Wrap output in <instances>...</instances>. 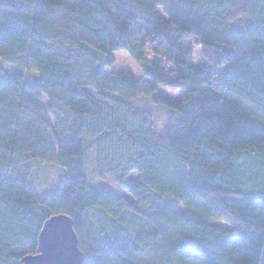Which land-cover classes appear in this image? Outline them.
<instances>
[{
  "label": "trees",
  "instance_id": "16d2710c",
  "mask_svg": "<svg viewBox=\"0 0 264 264\" xmlns=\"http://www.w3.org/2000/svg\"><path fill=\"white\" fill-rule=\"evenodd\" d=\"M117 51L139 78L102 73ZM162 86L164 135L134 110ZM89 148L131 201L90 184ZM34 162L63 172L44 198ZM59 214L83 264H264V0H0V264Z\"/></svg>",
  "mask_w": 264,
  "mask_h": 264
},
{
  "label": "rangeland",
  "instance_id": "374dc122",
  "mask_svg": "<svg viewBox=\"0 0 264 264\" xmlns=\"http://www.w3.org/2000/svg\"><path fill=\"white\" fill-rule=\"evenodd\" d=\"M5 1V0H3ZM15 2L16 0H8ZM161 16L163 13L159 10ZM183 45L191 50V63L196 66H200L203 62V55L201 54V46L199 40L195 37L191 39H186L182 42ZM114 59V63L110 66L102 69L104 75L111 73H118L120 71L130 72L134 77L139 78L142 75V69L140 64L130 56L126 51H117L111 55ZM25 79L27 82L34 81L36 74L34 72L25 73ZM157 91L150 97H141L135 101L134 110L141 111L144 110L150 114V127L154 129L158 134L164 135V132L168 127L178 119L177 113L167 109L156 103L155 100L158 98H164L169 101H178L181 91L179 89H171L167 87H158ZM86 170L88 181L90 184L99 190L113 191L119 196L126 198L131 201V197L125 190H121L113 180L108 178H100L98 176V170L95 168L94 153L91 148L88 149L86 153ZM32 175L30 178V184L33 190L38 194L40 198L46 197L57 187L59 181L63 176V172L54 165L39 164L34 162L32 164ZM131 179H136V173L130 175ZM216 225L222 228H230L229 224L226 222H216Z\"/></svg>",
  "mask_w": 264,
  "mask_h": 264
},
{
  "label": "water",
  "instance_id": "95a60500",
  "mask_svg": "<svg viewBox=\"0 0 264 264\" xmlns=\"http://www.w3.org/2000/svg\"><path fill=\"white\" fill-rule=\"evenodd\" d=\"M37 238L36 254L24 257L22 264H83L72 219L68 216L59 214L49 218Z\"/></svg>",
  "mask_w": 264,
  "mask_h": 264
}]
</instances>
